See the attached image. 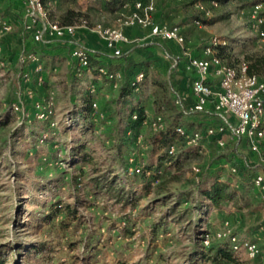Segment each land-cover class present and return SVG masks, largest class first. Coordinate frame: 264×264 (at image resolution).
I'll use <instances>...</instances> for the list:
<instances>
[{"label": "rangeland", "instance_id": "rangeland-1", "mask_svg": "<svg viewBox=\"0 0 264 264\" xmlns=\"http://www.w3.org/2000/svg\"><path fill=\"white\" fill-rule=\"evenodd\" d=\"M78 1L77 7L83 9L87 0ZM260 1L262 4L259 13L264 15V0H217L216 6L212 5L210 0H201L205 9L208 10L207 14L201 12L192 1L156 0L152 18L155 23L165 22L169 25H177L183 34L182 44L174 41L166 43V51L174 57H181L185 55L184 52L193 55L197 46L205 47L214 40L220 43L224 41L229 55L224 60L234 64L241 60L246 61L245 54L264 53V38L259 37L252 29L249 14L251 5ZM44 2L49 7L51 17L57 19L61 14L60 9L65 5V11L68 6L66 2L64 4V0H56L54 3L52 0H44ZM2 9L3 4H0V14H2ZM87 17L91 24L102 22L110 25L116 16L102 12L100 14L90 13ZM193 17L202 19L205 25L194 24L191 22ZM126 28L131 39L130 45H141L160 40L151 35L146 27ZM17 32V28L13 25L10 30H0V114L1 119L6 120L5 124L0 127V252L6 254L4 264H17L16 258L19 253L16 248L17 243L25 239L34 240L38 235V233L33 234L32 230L26 229L23 225L26 219L25 211L32 209L31 199L33 197L42 199L45 195L33 192L31 184L47 175L54 174L55 171H62L65 178L69 177L68 172L77 174L74 168L76 166L60 160V157L66 155L68 148L83 135L79 111L83 107L84 99L89 96L86 86L91 81L95 83L96 91L90 95L96 102L98 110L104 100L115 93L106 81L96 79L93 73L84 77H76L73 62L70 59L61 60L55 65V69L50 65L45 66L42 71L45 79L43 85L36 83L34 73H31L28 82H24L22 73L30 67L20 72L19 62L12 58L13 55L18 57L23 48L16 37ZM77 34L80 40L87 38L88 34L100 39L87 28L78 29ZM86 46L91 48L89 45ZM100 49L104 50V48ZM161 55L159 52L160 61L152 62L145 69V74L150 75L156 67H165L163 70L170 75L178 89L188 97L190 76L183 73L181 64L175 67L171 60ZM147 80H144L139 90L134 92L133 101L146 109L150 116L154 113V109ZM26 87L34 91L31 98L25 94L24 88ZM35 93L40 97L37 99L39 101H44L49 97L52 101V112L47 118L36 117L37 109L34 107L36 99L33 100ZM14 103L19 105L17 109L13 108ZM191 119L193 116L189 115L188 121ZM51 120L55 123L51 124ZM96 124L93 132L85 134V140H88L86 147L92 150L91 162L84 166V174L80 178L82 184L74 186L73 190L74 195H79L84 200V203L78 205V209L84 215L85 220L83 224L68 231L67 237L77 242L70 248L64 242V244L61 243L62 248L56 259L57 262L60 264H122L123 262L153 264L156 253L162 252L170 256L169 262L159 261L157 264L186 263L185 258L182 256L176 258L175 255L185 253L193 236H196L188 219L180 226L172 225L170 230L164 234L158 233L155 240L151 239L149 224L161 214V209H150L149 206L157 194L152 186L155 182L150 183L151 187L145 190L141 186L142 181L135 183L133 190L137 199L127 206H122L113 198H94L87 193L83 184L87 179V173L93 166L98 169V173H107L109 177L116 176L118 185H127L131 176L139 174L131 173L128 170L130 165L139 162L155 165L157 162V152L151 151L146 140V136L152 132L149 126L142 125L135 135L130 132L127 135L130 137L129 141L125 144L128 152L126 151L122 158H116L112 156L114 151L109 150L113 135L114 138L116 135L112 131L109 133L108 124L100 125V122ZM18 128L22 129L23 135L16 136ZM31 131H34L33 136H29ZM136 135H141V142L136 141ZM173 143L176 148L174 157H179L181 149L184 148L182 140L175 138ZM212 150L211 148L201 150L186 158L180 156L183 167L179 173V180L171 185V193L175 194V191L179 190L189 191L194 186L199 179V173L191 172V166L207 162L212 156ZM236 152L238 161L242 163L241 184L238 180L241 178L239 175H230L229 178L230 184L232 181L234 183L231 186L241 190L243 189L241 188L242 183L247 178L250 169H264V143L258 154L250 153L242 144L238 145ZM130 158H132L131 161ZM121 160H124L127 167L120 165ZM172 172H174L173 167L162 168L161 179L169 178ZM226 173L223 169L225 176ZM145 182L147 183V180ZM61 191V196H63L64 193H68V188H61ZM258 193L256 192L254 201L255 199L257 201V197L262 198V195ZM192 198L197 200L200 196L197 192L194 193L188 202H183L179 206V209L182 210L188 205ZM175 199V197L168 199L167 205H172ZM263 204L247 209L235 208L229 202H225L223 207L225 210L219 214L212 210L202 218V227L213 232L222 226L223 220H227L232 233L241 237H255L254 239L261 245V250L264 252V214L260 210ZM197 218L192 217L193 221ZM92 230L96 231V234H92L93 237L86 236V232ZM148 246L153 249L152 253H149ZM232 253L248 264L249 259L243 249Z\"/></svg>", "mask_w": 264, "mask_h": 264}, {"label": "trees", "instance_id": "trees-1", "mask_svg": "<svg viewBox=\"0 0 264 264\" xmlns=\"http://www.w3.org/2000/svg\"><path fill=\"white\" fill-rule=\"evenodd\" d=\"M65 1L68 6L65 11L59 15L58 20L61 23H74L78 22L81 18H86L88 20L87 15L90 13L100 14L106 12L117 16V11H119L124 3V0H87L83 9H81L77 7V5H79L78 0ZM0 4H3V11L1 14L3 19H5L6 9H14L16 15L23 20L22 0H0ZM19 41L23 47V52H34L39 56L42 68L50 65L55 69V65L65 59H70L74 66L75 61L71 56L72 49L69 43L59 44L57 42H51V45L50 42L39 43L33 39L32 31L21 34ZM168 41L169 40L165 39H157L153 42L141 45H130V42L121 43L119 45L121 53L118 55H114L107 47L108 50H89V66L94 75L97 74L99 67H104L107 70L118 68L122 74V78L118 87L114 90L115 93L104 100L100 107L99 111L104 113L103 117L97 120L93 119V108L91 103L94 100L90 92L89 96L84 99L83 107L79 111L83 135L74 141L71 147L68 148L66 155L60 157V160L70 163L71 166H76L74 168H76L77 174L68 172L70 173L69 177L65 178L62 171H55L54 174L47 175L31 184L33 192L45 195L42 199L33 197L31 199V211L26 210L24 213L26 219L23 225L26 229L32 230L33 234L38 233V235L34 240L25 239L17 243L16 248L19 250L18 258H16L17 264H60L56 260L61 252L62 247L60 244L64 242L69 248L76 244L77 241L69 239L67 233L79 224H83L85 220L84 215L78 209V205L84 203V200L79 195L73 194L74 186L82 184L80 178L81 175L84 174L85 164L90 163L92 158V150L90 151L86 147V142L88 140H85V134L93 132V130L96 129L95 126H97V122H100V125L108 124L109 133L112 131L114 132L113 134L116 135L114 138V135L111 134L113 135L112 140L115 142L113 143L112 141L109 147V150L114 151L112 156L122 158L126 154L127 148L125 144L130 138L126 136V131L130 130L132 135H135L140 130L142 127L141 120L144 109L137 102L135 103L133 101V94L135 91L130 84V79L136 70L142 69L145 72V69H147L152 62H159V52L163 57L162 51H166V43H168ZM123 48H125V50ZM214 49L216 50L217 56L223 61H225L224 59L226 56H229L228 51H226V43L215 45ZM203 50L204 46H197L192 56L196 57L202 55ZM135 51L136 54L134 55ZM148 53L150 54L148 55ZM18 57L12 56L13 59L15 58V60L19 62ZM208 57L210 58L211 56L209 55ZM244 58L247 61H245L247 63V72L257 75L260 80L264 81V53H248L244 55ZM185 61V55L177 57L175 67L181 64L183 72L189 75L191 80L194 73L185 70ZM29 67V64L19 63L20 72ZM163 69H165V67H156L150 75L147 76L145 74L143 78V81L148 79V87L152 95L151 102L154 109L153 114H160L164 122V127L161 130L157 132L152 131L146 136L151 151L157 152L156 164L150 165L149 163L143 162V171L131 176L127 185H118L116 176L109 177L107 173H98V169L93 166L90 172L87 173V179L83 184L84 188H86L87 193L94 198H113L117 203H121L122 206H127L133 204L137 199V195L133 190V187L136 185L135 183L142 181L141 186L145 190L148 189L147 187H151L150 183L152 181L157 180L152 185L157 194L151 200L149 206L150 209H161V214L149 224V232L152 240L157 238L158 233L161 232L164 234L170 230L172 225L180 226L188 219L190 222L189 224H191L195 230L196 236H193L187 251L180 255H175L176 258L179 256L185 258L186 263L184 264H245L244 261L232 253L227 238L212 239L208 246H204L200 241L199 234L207 229L202 227L201 220L212 210H221L225 202H229L235 208L247 209L255 208L264 203L263 196H261L262 198L257 197V201L256 199L254 201V197H256V192L258 191L251 182L252 175L260 168L249 170L247 178L242 183L241 188L243 189L239 190L234 188L230 184V174L226 173V176L223 174V165L225 163H232L238 167V175L241 177L238 178V180L241 184L240 181L243 176V171L241 172L242 163L238 161L236 151L240 144L247 148L246 140L243 139L239 144L234 141L223 148L218 147L213 141H210L208 149H213L211 153L212 156L207 162L198 165L199 179L195 182L194 186L189 191L179 190L175 191V194L171 193V185L179 180V173L183 167L181 157L186 158L199 151L197 147L185 146L182 142L184 148L181 149V157L169 155L167 152L168 145L173 143V139L179 138L175 132V127L181 125L187 130L202 129L205 126L217 124L219 120L212 112L209 105H207L203 111L194 113H187L180 105H177L174 102V93L175 90H178V87L176 83L173 82L170 75ZM100 80H104L108 83V78L104 75ZM216 80V78L210 75L209 82L215 83ZM44 83L45 79L43 78L41 84L43 85ZM188 97L189 101L193 98L190 95V89ZM35 99H40L36 93L33 97V100ZM192 101L193 99L190 102ZM133 112L137 113L136 119L131 118ZM189 115L193 116V119L190 121H188ZM5 122L6 120L1 119L0 114V127H2ZM190 126H192V128H189ZM65 128L67 129V126H65ZM16 132H18L16 136L23 135L22 129L20 128H18ZM33 135L34 131H31L29 136ZM120 165L127 167L124 164V160L120 161ZM167 166L168 168L173 167L174 172L170 174L169 178L161 179L162 168L165 169ZM146 170L150 171L148 176L144 173ZM146 180L147 183L145 182ZM61 188H68V193H64V195L61 196ZM196 192L200 198L197 200L192 198L188 205L182 210L179 209V206L183 202H188L189 198ZM172 197L176 199L172 205L168 206L166 202ZM192 217H198V220L196 219L193 221L194 219H192ZM43 228L46 229L42 230ZM92 234H96V231L92 230L86 232V236L88 237H93L94 235ZM147 248L150 250L149 253H152L151 251H153V249H151L150 246ZM5 255V253L0 252V264L5 263ZM169 258V255L158 252L156 253L153 264H157L159 261L169 262ZM122 264L128 263L123 262Z\"/></svg>", "mask_w": 264, "mask_h": 264}, {"label": "built area", "instance_id": "built-area-1", "mask_svg": "<svg viewBox=\"0 0 264 264\" xmlns=\"http://www.w3.org/2000/svg\"><path fill=\"white\" fill-rule=\"evenodd\" d=\"M182 1V0H179ZM192 1L193 4L203 13L207 14L201 0ZM156 0H124V3L115 18L113 24L107 25L102 22L89 23L86 18H81L74 23H61L58 19L50 16V10L43 0H22L23 4V23L27 31H32L33 39L39 43H45L56 39H67L72 45L71 56L75 63L73 66L74 75L76 77H84L92 74L89 66V48L83 44L77 34L78 29L87 28L93 31L105 46L114 54L121 53L120 44L129 43L131 41L129 35L125 32L126 27L139 26L148 28L150 34L178 44L184 42L183 34L177 25H169L165 22L155 23L152 14L155 10ZM214 6L217 0H210ZM262 2H255L251 5L250 20L251 27L256 34L264 38V15L260 14V6ZM191 22L197 25H205L202 19L193 17ZM11 23L3 19L0 15V30H10ZM224 43V41H223ZM219 41H212L206 45L203 54L200 56L188 55L184 64L185 70L194 73L190 83V95L193 97L192 102H188L187 94L179 90H175L174 102L180 105L185 112L194 113L203 111L207 105L210 106L212 112L218 118L217 124L205 126L202 129L187 130L183 126L175 127L177 136L182 140L185 146L197 147L199 151L208 149V144L213 141L218 147L223 148L230 143L236 141L241 143L246 140L247 150L252 153H260L261 145L264 143V81L260 80L257 75L247 72V63L243 60L234 64L223 61L216 54L215 45L223 44ZM211 56L210 58L208 56ZM163 57L172 61L175 66L177 58L163 51ZM19 63L29 64L30 69L23 71L22 77L24 82H28L31 73L36 75V83L43 82L42 63L39 56L34 52L19 53ZM96 79H100L103 75L108 78L109 87L115 90L122 78V74L118 69L107 70L99 67ZM145 72L142 69L136 70L130 84L134 91L139 90ZM216 78V82H209V77ZM88 92L95 91V83L92 81L86 86ZM28 97L33 96V89L24 88ZM51 93V91H49ZM52 101L49 98L44 101H34V107L37 109V118H47L51 112ZM19 105L13 104V108L17 109ZM93 108L92 117L98 119L104 116V113L96 107V102L92 101ZM132 119L137 118V113L131 114ZM51 124L55 122L51 120ZM142 125H147L153 132H157L164 127L163 118L160 114L147 113L143 109L141 120ZM130 130L126 131V136L130 134ZM136 141L141 142V135H136ZM263 142V143H261ZM147 145V144H146ZM169 155H175V144L171 143L167 147ZM132 158H130V161ZM224 169L230 175L238 176V167L232 163H225ZM131 173H141L143 171V162L135 163L128 167ZM160 172V171H159ZM191 172L199 173V166L193 164ZM145 175H149L150 171H144ZM152 181L151 183L156 182ZM251 182L256 190L264 197V169L257 170L251 177ZM231 185H234L233 181ZM237 187V185L235 184ZM264 214V204L260 207ZM200 241L204 246H208L212 239L227 238L229 247L232 252L243 249L249 259V264H264V252L261 246L254 239H248L232 233L229 229L227 220H223L219 229L211 232L209 229L199 234Z\"/></svg>", "mask_w": 264, "mask_h": 264}, {"label": "crops", "instance_id": "crops-1", "mask_svg": "<svg viewBox=\"0 0 264 264\" xmlns=\"http://www.w3.org/2000/svg\"><path fill=\"white\" fill-rule=\"evenodd\" d=\"M52 2L54 3V2H56V0H52ZM66 1L64 0V4H66L65 3ZM48 3L50 4V2L48 1ZM63 5V4H62ZM65 6V5H64ZM64 6H63V8H61L60 9V11H61V14L63 13V11H64ZM120 10V9H119ZM117 14H118V11H117ZM1 15V14H0ZM50 16H51V12H50ZM116 16V15H115ZM4 18L9 22V23H11V25H13L14 27H16L17 28V30H18V32L16 33V37H17V39H18V41L20 40V36H21V34H23V33H25V32H28L25 28H24V23H23V20H20V18L16 15V13L14 12V9H9L8 11H6L5 12V16H4ZM53 18H56V17H53ZM116 18V17H115ZM57 19V18H56ZM115 21V20H114ZM114 21H113V23H114ZM112 23V24H113ZM128 28H130V27H128ZM125 32L128 34V32H127V28H125ZM57 40H59V41H57ZM82 42H84L86 45H89V46H91V48H90V50H99L100 48H104V49H106V50H108L107 48H106V46L104 45V41L103 40H101V39H96V38H94L91 34H88L87 35V38H84L83 40H81ZM50 42V45H51V42H57V43H59V44H68L69 42L67 41V39L65 40V39H56L55 41L54 40H51V41H48L47 43H49ZM67 42V43H66ZM83 43V44H84ZM70 45V44H69ZM85 45V46H86ZM71 46V49H72V45H70ZM43 71V70H42ZM183 73H185V72H183ZM190 83H191V80H190ZM179 90V89H178ZM180 91V90H179ZM193 99V98H192ZM191 99V100H192ZM190 100V101H191ZM190 101H188V102H190ZM223 210H225V209H221V210H213V211H215L216 212V214L218 213H220L221 211H223ZM216 218H217V216H216ZM218 219V218H217ZM244 238H248V239H254L255 237H244ZM255 240V239H254ZM261 246V245H260Z\"/></svg>", "mask_w": 264, "mask_h": 264}]
</instances>
